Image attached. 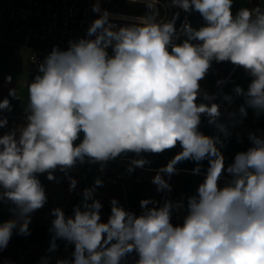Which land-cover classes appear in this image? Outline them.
I'll list each match as a JSON object with an SVG mask.
<instances>
[{
  "label": "clouds",
  "instance_id": "obj_1",
  "mask_svg": "<svg viewBox=\"0 0 264 264\" xmlns=\"http://www.w3.org/2000/svg\"><path fill=\"white\" fill-rule=\"evenodd\" d=\"M130 2L143 4L144 14L112 13L95 0L96 18L85 35L69 40L65 50L54 45L38 64L27 85L25 122L0 135V206L11 215L0 221V251L14 234L31 235L32 214L48 202L41 175L56 183L67 179L73 192L78 181L70 173L77 165H98L103 172L110 161L132 154L125 171H154L158 193L172 191L178 164L192 161L191 174L200 175L208 162L187 197L182 224L174 225L172 217L185 208L183 200L160 204L151 198L140 200L139 214L112 198L103 221L94 193L104 181L96 177L70 215L61 207L50 210L48 255L38 264H51L58 240L73 251L55 264H128L133 253V264H264V131L249 132L251 146L231 163L223 151L248 109L257 118L264 115V0L235 13L234 0ZM161 7L196 12L204 23L193 27L186 16L177 29L180 12L161 17ZM214 62L243 68L247 88L236 84L230 94L203 89ZM227 82L219 79L216 86ZM8 96L19 99L14 89ZM218 98L243 103L221 119ZM12 110L8 97L0 100V129L8 128L3 113ZM202 117L216 135L201 131ZM177 147L166 165L149 167L145 154ZM226 175L230 179L221 186Z\"/></svg>",
  "mask_w": 264,
  "mask_h": 264
},
{
  "label": "crops",
  "instance_id": "obj_2",
  "mask_svg": "<svg viewBox=\"0 0 264 264\" xmlns=\"http://www.w3.org/2000/svg\"><path fill=\"white\" fill-rule=\"evenodd\" d=\"M261 0H234L233 12L235 13L241 7H254ZM103 8L131 15H143L145 7L143 4L131 3L125 0H114L111 3H103ZM189 21L193 27L201 26L204 21L202 17L192 12L189 14ZM38 25L37 19H30L24 22L25 30L18 32V24L9 18V7L5 0H0V100L5 97L10 99L13 110L5 112L3 115L8 117V128L0 129V135L10 130L11 128L21 125L25 122V114L23 107L27 103V85L34 78V73L30 68V55L34 49H42L51 51L54 45L65 50L68 47L69 40H62L55 36L32 37L29 41L26 40V35L30 30ZM85 33L82 34L84 36ZM234 66L230 62L213 63V68L208 76L201 81V86L210 94H214L219 89L216 86V81L225 79L229 81L225 83L222 91L231 93L234 85L239 84L245 89L250 82V77L245 73L243 68H237L232 73ZM11 77V81H7V77ZM14 89L19 99L9 97V90ZM243 103L242 98H236L231 105L229 111L238 109ZM221 119H226L221 118ZM264 131V115L257 118L252 109H248V116L243 122L231 129L232 136L228 139L226 147L223 149L226 158V164L231 163L234 155L240 151H246L251 146L248 140V133L256 130ZM201 131L208 135H216L213 127L207 124V119L202 117ZM237 134L241 136V142L237 141ZM181 149L179 147L170 151H166L159 155L145 154L146 158L151 160L149 166L151 169H157L167 164ZM129 157H119L114 161H110L103 172L99 171L98 165H77L72 170V175L77 181V188L73 192H69V182L63 179L60 183L49 181L45 175H41L39 179L45 186L48 202L40 210L32 214V222L30 224L31 235L28 237L14 234L9 242L8 247L0 251V264L4 261L11 260L15 264H38L42 256L48 255L50 233L48 229L54 217L50 215V210L55 207H61L65 213H72L73 205L80 202L81 193L84 188L90 187L96 177H100L104 181L103 187L97 188L94 193L102 204V220L106 221L110 215V200L116 198L127 210H131L136 214L141 212L140 200L151 198L163 203L165 199H170L174 202L183 200L185 208L176 210L173 213L172 223L182 224L183 217L186 215L187 197L195 193L199 183L203 180V174L208 166L207 161H203V168L200 175H192L191 169L195 167L192 161H185L177 165L181 171L173 175L170 179L172 191L170 193H158L156 186L151 183L154 171L145 169H136L132 174H128L125 169L128 166ZM187 170V171H184ZM58 177L62 173L57 172ZM226 179H230L227 175L221 180V186ZM11 215L7 206H0V221L10 219ZM58 251L53 255L51 264H55L57 257H70L73 247L65 248V242L58 240ZM135 253L130 254L127 259L128 264H133Z\"/></svg>",
  "mask_w": 264,
  "mask_h": 264
},
{
  "label": "built area",
  "instance_id": "obj_3",
  "mask_svg": "<svg viewBox=\"0 0 264 264\" xmlns=\"http://www.w3.org/2000/svg\"><path fill=\"white\" fill-rule=\"evenodd\" d=\"M9 7V18L18 24V32L25 30L24 22L30 19H37L38 25L30 30L26 35V40L29 41L32 37L41 36H55L62 40H72L82 37L86 32L90 23L96 18V14L92 12V5L95 0H5ZM114 0H101L103 3H111ZM130 1V0H125ZM165 0H161L163 4ZM140 4V3H139ZM179 11L180 16L176 22L177 29L180 28L182 22L187 16L189 20V13L176 8H169L165 10L160 8V16L171 18L173 12ZM116 14H125L127 16H137L126 13H119L110 11ZM115 23H123L124 21L116 20ZM184 37L181 36L180 40ZM177 41V43L180 42ZM49 51L42 49H34L30 55V68L34 75L37 74V66L42 62ZM234 67L233 72L236 71ZM225 85V84H224ZM224 85L217 90L220 92ZM221 105L222 117H226L231 105L223 102L221 99L216 100ZM129 256L127 257V259Z\"/></svg>",
  "mask_w": 264,
  "mask_h": 264
}]
</instances>
